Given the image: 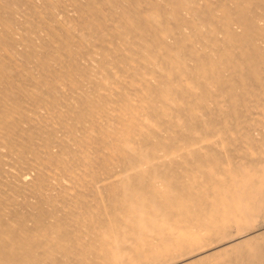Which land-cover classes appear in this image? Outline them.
Here are the masks:
<instances>
[{"label": "bare ground", "instance_id": "6f19581e", "mask_svg": "<svg viewBox=\"0 0 264 264\" xmlns=\"http://www.w3.org/2000/svg\"><path fill=\"white\" fill-rule=\"evenodd\" d=\"M0 264H264V0H0Z\"/></svg>", "mask_w": 264, "mask_h": 264}]
</instances>
